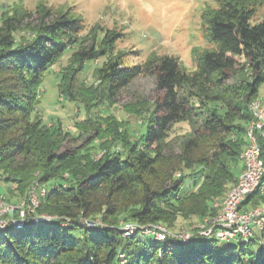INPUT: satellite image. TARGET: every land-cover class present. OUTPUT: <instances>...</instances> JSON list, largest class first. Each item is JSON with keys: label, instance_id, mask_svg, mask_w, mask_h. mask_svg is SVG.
<instances>
[{"label": "trees", "instance_id": "1", "mask_svg": "<svg viewBox=\"0 0 264 264\" xmlns=\"http://www.w3.org/2000/svg\"><path fill=\"white\" fill-rule=\"evenodd\" d=\"M216 2L201 14L211 46L194 50V70L168 54H150L132 65L117 54L96 68L113 103L142 75L152 77L154 96L124 104L136 116L149 107L139 136L127 145L115 130L100 157L78 166V173L71 164L78 148L64 147L69 132L31 119L37 89L48 67L81 40L72 53L75 68L60 77L68 79L62 93L72 97V78L86 62L109 54L120 34L93 32L84 44L81 18L44 4L14 8L2 18L0 175L21 195L35 179L55 183L44 195L35 190L38 205L27 210L22 227L9 222L0 229V264H264V225L227 246L218 245L214 235L194 234L187 242L175 236L159 240L152 233L142 237L147 226L171 228L178 215L212 214L211 204L225 195L243 166L240 153L253 117L249 103L264 84V19L254 21L257 0ZM19 30L30 33L15 45ZM181 121L192 126L190 134L169 138ZM256 136L264 163V134ZM243 204H264V190L254 189ZM30 214L50 218L35 222ZM123 220L136 225L131 234L119 227Z\"/></svg>", "mask_w": 264, "mask_h": 264}, {"label": "rangeland", "instance_id": "2", "mask_svg": "<svg viewBox=\"0 0 264 264\" xmlns=\"http://www.w3.org/2000/svg\"><path fill=\"white\" fill-rule=\"evenodd\" d=\"M37 4H44L53 11L67 12L81 18L83 29L79 36L83 37L84 44L88 43L93 32L100 36L104 32L120 34L109 54L96 62H86L84 69L72 78V97L65 98L62 92L67 87L68 79L60 77L61 74L68 77L75 68L72 53L81 40L66 49L56 63L48 67L37 89L31 119L34 121L39 117L47 126L59 125L63 131L69 132L70 139L64 142V147L78 148L79 157L75 162H71L76 166L74 171L77 173L78 166L87 163L90 158L100 157L113 139L112 133L115 130L124 134L127 145L132 143L145 126L149 107L140 109L139 115L136 116L126 111L124 104L135 102L142 97L152 99L154 96L152 77L142 75L121 90L113 103L106 99L105 84L98 78L96 68L106 59L115 58L117 54H121L124 63L129 65L142 62L150 54H168L175 56L185 70H194V50L211 46L205 36L201 14L207 6H217L216 0H0V23L14 8L33 10ZM257 5L254 21L264 19V0H257ZM28 33V30L17 31L14 36L15 45L23 42V36H28ZM257 98L264 101V84L259 87ZM97 129L98 136L95 135ZM191 131L192 126L187 121H181L172 126L169 138L186 136ZM112 146L115 149L121 147L118 143ZM236 171L238 175L239 167ZM36 174L38 170L35 171L34 175ZM68 174V171L63 172L64 180L68 178ZM54 183L55 181L51 180L39 184L35 179L29 191L34 188L40 193V190H45ZM14 188L10 182L2 180L0 175V193L9 198L10 203L18 205L22 200L29 199V192L27 195H21ZM211 207L213 213L201 218L178 215L171 228L163 223L156 225L168 229L172 234H203L213 225L216 208L213 204ZM245 208L247 205L243 204L240 210ZM99 223L101 221L98 219L97 224ZM127 223L130 221L123 220L119 222V227L124 230ZM142 232V237L149 238L147 234L150 232L147 229ZM233 242V239L217 240L221 246Z\"/></svg>", "mask_w": 264, "mask_h": 264}, {"label": "built area", "instance_id": "3", "mask_svg": "<svg viewBox=\"0 0 264 264\" xmlns=\"http://www.w3.org/2000/svg\"><path fill=\"white\" fill-rule=\"evenodd\" d=\"M249 110L253 117L248 123L247 141L240 153L242 169L225 195L213 201L212 204L216 208L213 225L203 235H214L222 240L234 239L236 241L250 235L253 228H262L264 225V204L240 210L247 194L258 188L261 192L264 190V163L256 136V131H260L262 135L264 134V101L259 98L251 100ZM44 193L45 190L42 189L39 194L44 195ZM28 198L27 201L22 200L20 204L14 205L6 199L4 194L0 193V229L4 228L9 222L16 227L24 225L28 217L27 210L32 212L38 205L34 188L29 191ZM15 213L17 214L14 215ZM29 218L37 222L49 219L50 216L30 214ZM135 228V224L127 223L124 227V234H131ZM145 229L159 240L175 236L181 242H187L192 236L190 233L172 234L168 229L156 224L147 226Z\"/></svg>", "mask_w": 264, "mask_h": 264}]
</instances>
